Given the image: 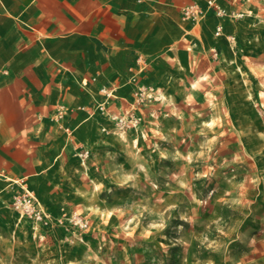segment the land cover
<instances>
[{
  "label": "rangeland",
  "instance_id": "obj_1",
  "mask_svg": "<svg viewBox=\"0 0 264 264\" xmlns=\"http://www.w3.org/2000/svg\"><path fill=\"white\" fill-rule=\"evenodd\" d=\"M227 6L220 37L70 74L49 166L0 193V264H264V0Z\"/></svg>",
  "mask_w": 264,
  "mask_h": 264
},
{
  "label": "crops",
  "instance_id": "obj_2",
  "mask_svg": "<svg viewBox=\"0 0 264 264\" xmlns=\"http://www.w3.org/2000/svg\"><path fill=\"white\" fill-rule=\"evenodd\" d=\"M206 0H0V193L50 164V105L70 74L127 58L172 56L193 25L182 7ZM227 6L228 0H219Z\"/></svg>",
  "mask_w": 264,
  "mask_h": 264
},
{
  "label": "built area",
  "instance_id": "obj_3",
  "mask_svg": "<svg viewBox=\"0 0 264 264\" xmlns=\"http://www.w3.org/2000/svg\"><path fill=\"white\" fill-rule=\"evenodd\" d=\"M182 20L197 25L202 23L208 17L216 19L214 24V36L220 37L224 32V24L221 19L226 17H236L240 14L235 9H230L223 5L219 0H206L204 3L192 2L181 9ZM29 198V203L31 202Z\"/></svg>",
  "mask_w": 264,
  "mask_h": 264
}]
</instances>
